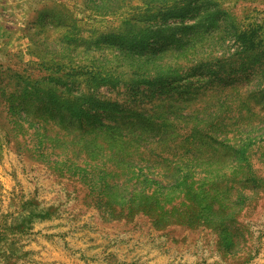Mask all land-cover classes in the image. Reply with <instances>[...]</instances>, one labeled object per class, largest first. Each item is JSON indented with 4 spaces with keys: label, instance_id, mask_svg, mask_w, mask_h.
Returning a JSON list of instances; mask_svg holds the SVG:
<instances>
[{
    "label": "rangeland",
    "instance_id": "1",
    "mask_svg": "<svg viewBox=\"0 0 264 264\" xmlns=\"http://www.w3.org/2000/svg\"><path fill=\"white\" fill-rule=\"evenodd\" d=\"M98 256L264 264V0H0V264Z\"/></svg>",
    "mask_w": 264,
    "mask_h": 264
},
{
    "label": "crops",
    "instance_id": "2",
    "mask_svg": "<svg viewBox=\"0 0 264 264\" xmlns=\"http://www.w3.org/2000/svg\"><path fill=\"white\" fill-rule=\"evenodd\" d=\"M80 251H81V254H82V250H80ZM84 251L86 252L88 250L86 249ZM87 253H89V252H87ZM80 262H81V264H106V259H103L100 256H98L97 258H91V259H85V260H83V259L81 260L80 259Z\"/></svg>",
    "mask_w": 264,
    "mask_h": 264
}]
</instances>
